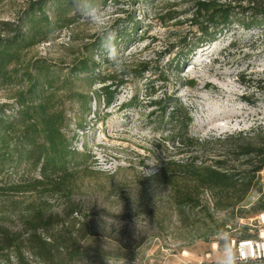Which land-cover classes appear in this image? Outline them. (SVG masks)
I'll use <instances>...</instances> for the list:
<instances>
[{
	"label": "rangeland",
	"instance_id": "obj_1",
	"mask_svg": "<svg viewBox=\"0 0 264 264\" xmlns=\"http://www.w3.org/2000/svg\"><path fill=\"white\" fill-rule=\"evenodd\" d=\"M89 1L90 10L86 0L0 1V22L13 24L12 34L0 31V36L11 38L19 29L27 34L30 20L25 16L39 3L53 26L51 41L26 51L20 70L42 61L65 79L73 62L93 53L95 60L107 58L100 69L119 84L108 109L94 101L85 107L64 92L53 100L51 107L66 116L71 148L84 159L76 160L81 171L73 190L46 199L48 212L60 214L67 207L87 222L92 237L80 244V264H221L225 248L231 252L235 240L254 234L249 222L264 197L254 190L241 210L215 213L213 221L198 211L176 216L167 191L147 181L175 151L165 141L169 127L156 103L167 112L176 102L188 111L189 134L205 142L197 149L208 159L225 151L216 140L264 131V37L234 25L191 51L200 38L192 20L195 4L209 0ZM93 10L99 21L92 19ZM22 74L17 85L0 79V105L11 108L7 115L17 111L12 98L30 86ZM73 92L87 94L77 82ZM18 176L5 174L6 184ZM208 198L205 193L203 201L211 208ZM3 199L1 212L16 202L8 220L17 226L30 199ZM223 225L224 233L205 236Z\"/></svg>",
	"mask_w": 264,
	"mask_h": 264
},
{
	"label": "trees",
	"instance_id": "obj_2",
	"mask_svg": "<svg viewBox=\"0 0 264 264\" xmlns=\"http://www.w3.org/2000/svg\"><path fill=\"white\" fill-rule=\"evenodd\" d=\"M86 1L88 9H92L91 1ZM25 17L30 20L27 34L19 29L11 38L0 36V79L5 85H17L22 71V77H26L30 85L26 92H19L12 98L17 106L16 113L7 115L10 106L0 105V210L4 209L3 197L6 196L11 200L16 196L26 197L30 202L17 226L8 220L16 213L14 200L9 210L0 211V264H80L83 258L80 244L92 237L87 222L78 211H68L67 207L60 214L48 212L46 199L73 190L75 178L81 171L76 160L84 159V155L71 148V140L64 131L66 116L51 104L59 93L64 92L67 98L69 95L70 100H79L85 107L94 101L98 105L102 102L108 109L114 105L119 84L100 69V65L108 64L107 58L95 60L93 53L73 62L65 79L55 75L42 61L20 70L24 53L51 41L53 31L42 3L32 5ZM192 20L200 38L191 51L214 41L234 25L256 30L264 37V0L197 2ZM0 26L2 33L12 34L13 24L0 22ZM75 81L87 90L86 96L73 92ZM156 105L160 119L166 118L169 127L165 141L175 151L147 181H156L167 191L168 206L176 216L185 218L198 211L213 221L215 213L234 214L241 210L254 190L264 197V187L257 177L258 173L264 172V131L216 140L225 151L208 159L197 149L205 142L201 143L189 134L188 111L177 102L168 112L161 102ZM237 163L244 168L241 170ZM5 174L9 179L19 176L6 184ZM205 193H208L211 208L206 200L203 201ZM255 211L254 217L264 212V201ZM225 231L223 225L219 232L206 231L205 236L215 237ZM254 238L255 234L245 235L234 242ZM217 243L223 247L222 242ZM237 264L264 263L237 261Z\"/></svg>",
	"mask_w": 264,
	"mask_h": 264
},
{
	"label": "built area",
	"instance_id": "obj_3",
	"mask_svg": "<svg viewBox=\"0 0 264 264\" xmlns=\"http://www.w3.org/2000/svg\"><path fill=\"white\" fill-rule=\"evenodd\" d=\"M257 177L264 187V172L258 173ZM249 223L255 238L237 243L233 242L232 249L236 250L238 262L264 263V212L251 219Z\"/></svg>",
	"mask_w": 264,
	"mask_h": 264
},
{
	"label": "clouds",
	"instance_id": "obj_4",
	"mask_svg": "<svg viewBox=\"0 0 264 264\" xmlns=\"http://www.w3.org/2000/svg\"><path fill=\"white\" fill-rule=\"evenodd\" d=\"M91 16L94 21L100 20V16L95 13V10H93ZM237 260L238 257L235 249L231 252H229L228 248L224 249L223 260L221 261V264H237Z\"/></svg>",
	"mask_w": 264,
	"mask_h": 264
}]
</instances>
